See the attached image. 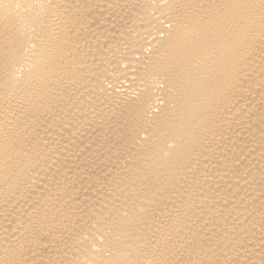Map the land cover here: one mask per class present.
I'll use <instances>...</instances> for the list:
<instances>
[{
    "label": "bare ground",
    "instance_id": "bare-ground-1",
    "mask_svg": "<svg viewBox=\"0 0 264 264\" xmlns=\"http://www.w3.org/2000/svg\"><path fill=\"white\" fill-rule=\"evenodd\" d=\"M0 264H264V0H0Z\"/></svg>",
    "mask_w": 264,
    "mask_h": 264
}]
</instances>
